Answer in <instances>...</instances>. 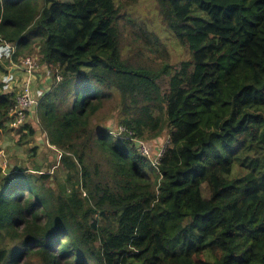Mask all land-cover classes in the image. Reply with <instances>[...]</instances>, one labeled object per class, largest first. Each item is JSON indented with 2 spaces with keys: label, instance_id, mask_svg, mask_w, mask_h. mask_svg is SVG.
<instances>
[{
  "label": "trees",
  "instance_id": "1",
  "mask_svg": "<svg viewBox=\"0 0 264 264\" xmlns=\"http://www.w3.org/2000/svg\"><path fill=\"white\" fill-rule=\"evenodd\" d=\"M137 3L0 0V151L56 157L0 161V264H264V0ZM25 57L52 81L15 126Z\"/></svg>",
  "mask_w": 264,
  "mask_h": 264
},
{
  "label": "rangeland",
  "instance_id": "2",
  "mask_svg": "<svg viewBox=\"0 0 264 264\" xmlns=\"http://www.w3.org/2000/svg\"><path fill=\"white\" fill-rule=\"evenodd\" d=\"M154 0H138L137 8L140 11L142 16L145 18L148 17H154V13H151L154 9L153 5ZM160 44L158 43V49L155 53H149V57H152L151 60L155 62V64L162 63V62H169L173 66H176L179 64V62L182 59H187L190 57V52L186 47L181 46L179 43H177L174 38L171 35V32L168 30H164L160 34ZM134 43H136L134 41ZM6 51L3 49H0V55H5ZM2 62V61H1ZM40 66V65H39ZM38 66V67H39ZM49 68L42 64L39 69L37 70V73L35 72V79H37L38 76V84H35L34 93L36 92L37 95H41L43 93L44 89H47L49 84L46 83V80H49L48 78H51ZM48 77V78H46ZM50 83V80H49ZM8 88H12L10 85ZM34 126L37 125L35 121H33ZM107 125H112L113 129L115 131H118V125L117 121H115V118H109L106 122ZM12 143L8 146L7 151H5V159L7 161V165L9 163L17 164V165H27L31 167L32 169H38L42 170L44 172L48 171L50 169L51 164L56 162V157L49 148L46 147V149H43L42 151L33 152L32 148L34 147L33 143H30V139L26 141L24 146L16 145L13 136ZM169 142V136L168 134H164L156 139L145 141L146 144L151 148L152 153V159L156 161L159 158V155L164 150L166 144ZM28 143V145H26ZM6 169L7 166H4ZM32 172H36L35 170H32ZM55 181L57 184H60L67 188L70 187L69 182L66 179L65 172L57 168L54 171ZM204 187V186H203ZM32 264H42L38 259H34L32 261Z\"/></svg>",
  "mask_w": 264,
  "mask_h": 264
},
{
  "label": "built area",
  "instance_id": "3",
  "mask_svg": "<svg viewBox=\"0 0 264 264\" xmlns=\"http://www.w3.org/2000/svg\"><path fill=\"white\" fill-rule=\"evenodd\" d=\"M21 66L25 68V71L29 74L28 79L25 83H23V87L21 88L19 94L17 95V106L14 110L15 114L17 115V119L14 120L13 124L15 126H19L22 124L26 119V111L30 110L34 112L38 105V99L36 98V93H34L33 89V80H34V70L38 68V63L36 61V57H25L22 59ZM61 76L57 75L58 82L61 80ZM53 148L55 146L52 145ZM142 151L144 153L147 152V148L142 145ZM0 161L2 166L7 165V161L5 159V153L1 150L0 151Z\"/></svg>",
  "mask_w": 264,
  "mask_h": 264
},
{
  "label": "crops",
  "instance_id": "4",
  "mask_svg": "<svg viewBox=\"0 0 264 264\" xmlns=\"http://www.w3.org/2000/svg\"><path fill=\"white\" fill-rule=\"evenodd\" d=\"M46 78H48V77H46ZM49 80H50V83H49V80H46V83L47 84H49V86L47 87V90H49L50 89V84H51V81H52V79L51 78H48ZM35 84H38V76H37V79H35V81L33 82V89L35 88ZM45 90V89H44ZM44 90H43V92H44ZM41 94H43V93H41ZM46 149V148H45ZM51 150V149H50ZM52 151V150H51Z\"/></svg>",
  "mask_w": 264,
  "mask_h": 264
},
{
  "label": "bare ground",
  "instance_id": "5",
  "mask_svg": "<svg viewBox=\"0 0 264 264\" xmlns=\"http://www.w3.org/2000/svg\"><path fill=\"white\" fill-rule=\"evenodd\" d=\"M32 134V133H31Z\"/></svg>",
  "mask_w": 264,
  "mask_h": 264
}]
</instances>
